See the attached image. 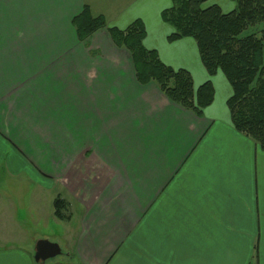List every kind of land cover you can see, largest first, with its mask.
Returning a JSON list of instances; mask_svg holds the SVG:
<instances>
[{"label":"crops","instance_id":"0c3cea01","mask_svg":"<svg viewBox=\"0 0 264 264\" xmlns=\"http://www.w3.org/2000/svg\"><path fill=\"white\" fill-rule=\"evenodd\" d=\"M88 5L0 0V264H47L39 239L65 242L68 264H264V149L235 129L229 82L193 39L157 44L169 26L146 5L145 48L214 86L203 116L184 109L103 31L79 38Z\"/></svg>","mask_w":264,"mask_h":264},{"label":"trees","instance_id":"16d2710c","mask_svg":"<svg viewBox=\"0 0 264 264\" xmlns=\"http://www.w3.org/2000/svg\"><path fill=\"white\" fill-rule=\"evenodd\" d=\"M231 1L236 7L225 14L217 5L204 8L207 0H171L172 7L163 11L162 20L174 28L170 43L193 39L207 73L225 75L233 90L227 105L235 129L264 149V30L261 36L253 33L264 24V0ZM73 25L82 41L107 29L105 17L93 18L87 6ZM108 31L113 43L131 54L140 84L156 83L172 102L199 117L212 105L215 95L210 82L196 89L187 70L166 66L157 51L145 48L147 32L141 20L125 30ZM55 204L60 215L62 201Z\"/></svg>","mask_w":264,"mask_h":264},{"label":"rangeland","instance_id":"374dc122","mask_svg":"<svg viewBox=\"0 0 264 264\" xmlns=\"http://www.w3.org/2000/svg\"><path fill=\"white\" fill-rule=\"evenodd\" d=\"M109 1V5H108V2H106L105 0H89V2H90V4H91V6L90 5H88L87 7H88V9L90 10V14H91V16L93 17V18H97V17H100V16H103V17H105L104 15H100V14H102V13H107V17H105V19H106V21H107V29H104V30H101V31H103L105 34V37H106V34H107V37H111V35L109 34V31H108V29H111V28H116V27H112V25L114 24V23H112V20H115L117 17H116V15L114 14V13H112L111 11H110V8H114V7H120V17H122V18H119V19H123V17H124V19H123V21H127V20H129L131 17H134V21L133 22H130L129 24L131 25L132 23H134L135 21H137V20H141L142 22H143V18H146L147 19V17H144L145 16V10L147 11V10H149V9H152L153 7H147L146 5H155V6H160V8H162L163 9V11L164 10H166V9H169L170 7H172V2H171V0H118V5H116V3H115V5H114V3L113 4H111V1L110 0H108ZM115 1V0H114ZM107 3V4H106ZM137 4V5H136ZM108 5V6H107ZM138 6V7H131V6ZM210 6V4L208 3V0H207V2H206V4L204 5V8H207V7H209ZM234 7H231V10L229 11L228 10V12H224L223 11V13H225V14H229V13H231L232 12V10H234L233 9ZM85 9V8H84ZM128 9V10H127ZM130 10V11H129ZM129 11V12H128ZM132 11V12H131ZM163 11L161 12V18H162V13H163ZM109 21V22H108ZM111 21V22H110ZM167 24V23H166ZM129 25V26H130ZM169 27H167V26H164V27H166L165 29H163L162 31H161V34L163 35V37H162V40H161V38H158V39H156L155 41H156V43L157 44H159V45H165L168 49H170L171 48V44L172 43H170V42H167L168 41V39H169V36H170V34H172L173 32H174V28L172 27V26H170L169 24H167ZM262 30H264V24H262V25H260L258 28L256 27L255 28V32H253L254 34H256V35H258V36H261L262 34L261 33H259V32H262ZM97 33V32H96ZM95 33V34H96ZM94 34V35H95ZM94 35L93 36H91V37H93L94 38ZM90 37V38H91ZM165 37V38H164ZM167 37V38H166ZM93 38H92V40H93ZM167 39V40H166ZM166 40V41H165ZM109 43H108V45H110V41H108ZM177 42V41H176ZM173 43H175V42H173ZM114 44V43H113ZM116 45H114L113 47L115 48V50H117L116 49V47H115ZM190 48V49H189ZM188 49H187V55L190 57V53L191 52H193V50H192V48L191 47H189ZM197 49H198V46H197ZM119 50H120V48H119ZM125 50V49H124ZM166 52H168V53H171V51L169 52V50H165ZM176 51L179 53H184L185 51L183 50V48L182 47H178L177 49H176ZM109 52V51H108ZM198 52H199V50H198ZM173 53H176L175 51L173 52ZM204 67V66H203ZM205 68V67H204ZM206 70V69H205ZM217 74H221L222 75V77H224V78H226L225 77V75L221 72V71H219ZM210 76V75H209ZM217 75H215V76H213V77H216ZM226 80H227V78H226ZM228 81V80H227ZM208 82H210L211 84H212V82L211 81H208ZM205 84V83H204ZM203 85V84H202ZM201 85V86H202ZM213 85V84H212ZM213 88H214V86H213ZM232 94H233V90H232ZM214 95H215V91H214ZM214 100H215V96H214ZM213 104V103H212ZM54 239V238H53ZM40 240V239H39ZM54 240H56V241H58V242H60V240L59 239H54ZM38 241V240H37ZM60 244H61V246H62V249H63V255H61V256H59V257H57V258H54V259H50V260H48V262H47V264H53V263H59V264H68L69 263V260H68V258H67V256L65 255L66 254V249H65V242H63V241H61L60 242Z\"/></svg>","mask_w":264,"mask_h":264},{"label":"water","instance_id":"95a60500","mask_svg":"<svg viewBox=\"0 0 264 264\" xmlns=\"http://www.w3.org/2000/svg\"><path fill=\"white\" fill-rule=\"evenodd\" d=\"M63 255V251L59 244L53 243L49 240L42 239L37 241L35 245V261L46 262L50 259L57 258Z\"/></svg>","mask_w":264,"mask_h":264}]
</instances>
